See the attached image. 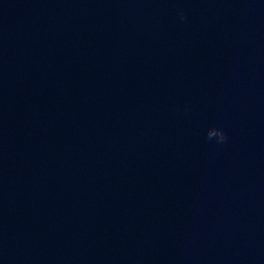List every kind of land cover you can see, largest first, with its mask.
<instances>
[{
  "label": "clouds",
  "instance_id": "9594fccd",
  "mask_svg": "<svg viewBox=\"0 0 264 264\" xmlns=\"http://www.w3.org/2000/svg\"><path fill=\"white\" fill-rule=\"evenodd\" d=\"M179 19L181 21H184L186 19L182 11L179 13ZM206 139L208 141H215L217 145H223L227 142L228 137L223 129L218 127H212L208 129Z\"/></svg>",
  "mask_w": 264,
  "mask_h": 264
}]
</instances>
